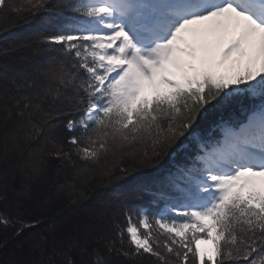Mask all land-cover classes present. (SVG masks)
Returning <instances> with one entry per match:
<instances>
[{"label":"snow or ice","instance_id":"1","mask_svg":"<svg viewBox=\"0 0 264 264\" xmlns=\"http://www.w3.org/2000/svg\"><path fill=\"white\" fill-rule=\"evenodd\" d=\"M0 16L13 18L0 31L37 26L30 43L0 49V111L14 125L4 154L41 145L21 169L38 176L48 161H67L61 189L100 172L103 190L159 164L182 139L197 145L155 190H133L156 211H126L114 236L95 238L93 264L111 255L264 264V0H0ZM238 103L242 118L222 119L218 135L197 133L208 111ZM0 225H20L16 236L32 227L7 208ZM74 247L56 242L44 264H77Z\"/></svg>","mask_w":264,"mask_h":264},{"label":"trees","instance_id":"2","mask_svg":"<svg viewBox=\"0 0 264 264\" xmlns=\"http://www.w3.org/2000/svg\"><path fill=\"white\" fill-rule=\"evenodd\" d=\"M12 19L11 16H0V27L10 24ZM36 27L25 25L10 31H0V49L30 43ZM41 30L54 29L45 25L41 26ZM242 101L245 106L251 103L247 98H242ZM242 115L239 103L225 111L211 109L198 122L196 131L202 136L218 135L217 126L222 119H228L230 116L242 118ZM5 117L6 114L0 111V189L5 186L8 191L4 196L0 190V211L7 208L13 216L31 224L32 227L24 228L20 235L16 236L14 233L20 225L16 228L0 225V264H11L13 261L44 264L56 242H60V246L65 249L69 245H75L70 255L77 264H93L95 258L91 253L96 246L95 238L114 236L112 224H123L126 211H156L150 200L132 199L133 190L139 185L155 190L159 187V178L174 170L176 165L187 162L197 152V145L190 139H182L159 164L137 170L118 181V186L103 190L97 188L98 182L105 178L100 172H96L88 183H77L75 191L61 189V185L71 178L73 165L67 161L61 165L59 161L50 160L38 176L33 175L27 166L21 169L20 165L27 158V152L41 145L37 142L21 143L20 146L26 149L24 156L15 150H10L9 154L5 155L6 134L14 126L12 123L5 125ZM17 142L20 143V140ZM94 189L104 191L106 198H96ZM81 191L87 192L88 195L81 196ZM42 238L47 239L46 244ZM37 241H40L41 247L45 249L43 254L40 248L33 247ZM100 245H103V241H100ZM125 246L127 247V243ZM104 254L109 255L106 250ZM110 260L111 264H153V258L147 256L137 261L122 255H111ZM56 261L61 264L59 256Z\"/></svg>","mask_w":264,"mask_h":264},{"label":"rangeland","instance_id":"3","mask_svg":"<svg viewBox=\"0 0 264 264\" xmlns=\"http://www.w3.org/2000/svg\"><path fill=\"white\" fill-rule=\"evenodd\" d=\"M0 190H1V192H3L4 196L6 195V192H8L7 188H5V186H2V188Z\"/></svg>","mask_w":264,"mask_h":264},{"label":"bare ground","instance_id":"4","mask_svg":"<svg viewBox=\"0 0 264 264\" xmlns=\"http://www.w3.org/2000/svg\"><path fill=\"white\" fill-rule=\"evenodd\" d=\"M201 247H202V248H205V247H207V248H209V249H210V248H211V244L209 243V244L205 245V244H203V243H202V244H201Z\"/></svg>","mask_w":264,"mask_h":264}]
</instances>
